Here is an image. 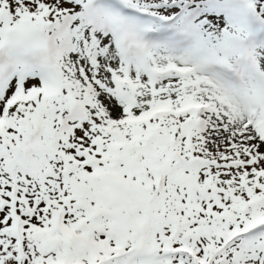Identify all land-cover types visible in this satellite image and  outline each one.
Listing matches in <instances>:
<instances>
[{
	"label": "snow or ice",
	"instance_id": "6c2138e0",
	"mask_svg": "<svg viewBox=\"0 0 264 264\" xmlns=\"http://www.w3.org/2000/svg\"><path fill=\"white\" fill-rule=\"evenodd\" d=\"M0 264H264V0H0Z\"/></svg>",
	"mask_w": 264,
	"mask_h": 264
}]
</instances>
